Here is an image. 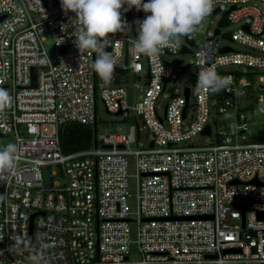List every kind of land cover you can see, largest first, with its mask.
I'll return each instance as SVG.
<instances>
[{"label": "built area", "instance_id": "obj_1", "mask_svg": "<svg viewBox=\"0 0 264 264\" xmlns=\"http://www.w3.org/2000/svg\"><path fill=\"white\" fill-rule=\"evenodd\" d=\"M127 5L0 0V137L15 140L0 154V264H264V125L251 128L264 117V0H133L132 37ZM203 6L239 28H217L200 45L189 33L178 41ZM181 53L193 58V82L163 106L174 73L166 57ZM111 68L145 87L129 97ZM98 100L134 123L127 133L96 130L89 148L64 153V127L96 129ZM197 136L212 141L198 146Z\"/></svg>", "mask_w": 264, "mask_h": 264}, {"label": "rangeland", "instance_id": "obj_2", "mask_svg": "<svg viewBox=\"0 0 264 264\" xmlns=\"http://www.w3.org/2000/svg\"><path fill=\"white\" fill-rule=\"evenodd\" d=\"M100 0H97L99 2ZM126 4L125 11L123 12L124 16V32L128 37L133 36V31H140L139 26V18L136 13V9L131 7L129 4L133 2V0H124ZM216 9L215 6H203L198 7L196 10L201 14V18L199 23L196 25H189L186 23H181V34H178L177 40L182 42L183 36L185 33H189L190 36L194 38L197 44H201V42L204 41L205 38H211L214 31L217 28H220L221 32L223 34L231 33L235 31L237 28H239L238 24H231V25H223L220 24V21H225V18H223L222 13H214V10ZM217 42L219 43V46L224 45H230L234 49L242 50V48L239 45L232 44L229 41L218 38ZM45 45L47 47L52 46V41L49 35L45 34ZM91 49L94 48L95 55L97 61H99V58L101 54L103 53L105 46L102 42H100L99 38L96 37L94 40V46H90ZM192 56L188 53H181L176 54L172 56L166 57V60L170 62L174 69V73L172 76V82L168 85L167 90L165 92V98L161 99V105L164 106L165 102L167 101L168 97L170 95H179L184 87H188L192 84V78L195 75V69L193 67L187 69L185 72L181 73V70L188 66L192 61ZM143 67L146 68L145 61H142ZM120 67V65L118 66ZM109 70V69H108ZM146 73V72H144ZM143 73V75H144ZM108 88H112L115 85L106 83ZM124 87L128 88V95L129 97L136 96L138 92V88L145 87V81L144 80H137V78L131 74H124L121 76V84ZM131 102V101H130ZM194 107V97L193 94L190 96L188 101V113L189 116L192 114V110ZM163 113V110L161 111ZM210 118H211V124L214 127V119H217L218 116H216V113L211 107L210 109ZM97 116H98V123H97V134L105 135V134H115V133H127L129 127L134 123V114L131 112L129 117L124 120L123 116L117 115V114H111L106 112L105 108L103 107L100 100L97 101ZM264 125V117L258 116L257 114L254 115V121L251 124L252 130H258L260 127ZM142 125L140 124V127ZM149 140V135L146 131H142L140 133V143H146V141ZM212 139L203 137V136H197L193 140V144L198 146H204L209 143H211ZM15 149V140L12 135L3 136L0 137V154H9L12 153Z\"/></svg>", "mask_w": 264, "mask_h": 264}, {"label": "trees", "instance_id": "obj_3", "mask_svg": "<svg viewBox=\"0 0 264 264\" xmlns=\"http://www.w3.org/2000/svg\"><path fill=\"white\" fill-rule=\"evenodd\" d=\"M110 73V71H107ZM112 76L121 80V76L125 73L121 71H114ZM96 129L93 127L71 124L64 127L61 133V145L64 153H73L89 148L93 144L94 134Z\"/></svg>", "mask_w": 264, "mask_h": 264}, {"label": "water", "instance_id": "obj_4", "mask_svg": "<svg viewBox=\"0 0 264 264\" xmlns=\"http://www.w3.org/2000/svg\"><path fill=\"white\" fill-rule=\"evenodd\" d=\"M144 1H147V0H144ZM218 11H219L218 9H215V10H214V13H218ZM227 13H228V12L223 13V16H226ZM168 14H169L170 18L174 20V16H173V14H172V11H169ZM2 19H3V18H0V21H1ZM215 33L217 34L218 31H215ZM185 37H186V36H185ZM135 38L138 39V36H136ZM182 51H188V50H186V49L184 48ZM226 51H229V50H228L227 48H224V49L221 50V52H226ZM50 57H51L53 63L56 64V63H57V57H56L55 47H52V48H51V50H50ZM99 67H100V69L104 68V65L102 64L101 61L99 62ZM187 69H188V66L184 67V68L182 69L181 72H184V71H186ZM110 70H111V71H116L115 68H111ZM36 72H37V69H36V68H32V69H31V87H32V88H35V87H36ZM166 81H167V80H166ZM188 93H189V92H188V90L186 89V91H185V98H186V99H188ZM118 115H121V113H118ZM209 132H210V129H209V127L207 126V127L205 128L204 133L209 134ZM150 147H152V144L150 145ZM0 166H1V160H0ZM2 186H3V184H2V182H1V183H0V191H2ZM33 218H34V216H32L31 219H30V228H29V231H30V243L32 242V220H33Z\"/></svg>", "mask_w": 264, "mask_h": 264}]
</instances>
